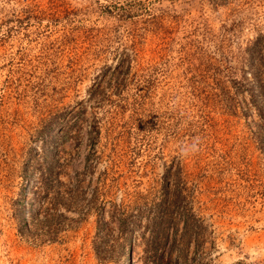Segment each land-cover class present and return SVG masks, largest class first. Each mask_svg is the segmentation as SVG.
Segmentation results:
<instances>
[{
    "label": "rangeland",
    "instance_id": "1",
    "mask_svg": "<svg viewBox=\"0 0 264 264\" xmlns=\"http://www.w3.org/2000/svg\"><path fill=\"white\" fill-rule=\"evenodd\" d=\"M0 264H264V0H0Z\"/></svg>",
    "mask_w": 264,
    "mask_h": 264
},
{
    "label": "clouds",
    "instance_id": "2",
    "mask_svg": "<svg viewBox=\"0 0 264 264\" xmlns=\"http://www.w3.org/2000/svg\"><path fill=\"white\" fill-rule=\"evenodd\" d=\"M192 150L193 151L195 150V146L194 145H193V149ZM181 152H182V156H186V155L189 154V150L188 149H182Z\"/></svg>",
    "mask_w": 264,
    "mask_h": 264
}]
</instances>
